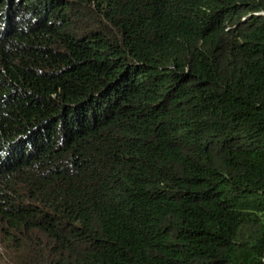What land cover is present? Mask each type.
<instances>
[{
    "label": "trees",
    "instance_id": "obj_1",
    "mask_svg": "<svg viewBox=\"0 0 264 264\" xmlns=\"http://www.w3.org/2000/svg\"><path fill=\"white\" fill-rule=\"evenodd\" d=\"M0 264H264V0H0Z\"/></svg>",
    "mask_w": 264,
    "mask_h": 264
}]
</instances>
